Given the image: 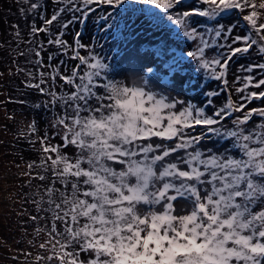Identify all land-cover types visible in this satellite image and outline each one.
Listing matches in <instances>:
<instances>
[{"label":"snow or ice","instance_id":"1","mask_svg":"<svg viewBox=\"0 0 264 264\" xmlns=\"http://www.w3.org/2000/svg\"><path fill=\"white\" fill-rule=\"evenodd\" d=\"M49 2L50 14L46 4L23 0L26 14L41 23L31 21L25 41L33 45V68H17L25 87L47 98L36 107L54 110L52 135H37L35 121L28 125L36 136L30 143L40 147L24 175L41 182L32 203L44 213L30 219L50 225L40 247L51 254L37 259L264 264V107H248L264 102V90L249 91L264 86V62L241 64L246 75L232 85L227 78L237 56L264 58V0ZM230 12L237 19L221 24ZM93 17L99 34L85 43L84 33L71 28ZM138 28L163 40L132 56L124 45ZM46 46L55 52L45 58ZM124 59L136 64L117 71ZM201 79L234 89L239 100L229 95L215 108L220 91L188 97ZM201 94L205 100L193 103Z\"/></svg>","mask_w":264,"mask_h":264},{"label":"trees","instance_id":"2","mask_svg":"<svg viewBox=\"0 0 264 264\" xmlns=\"http://www.w3.org/2000/svg\"><path fill=\"white\" fill-rule=\"evenodd\" d=\"M14 1L0 0V8L2 5L3 7L16 5ZM31 1L41 5L45 2V0ZM211 23L208 26H211ZM17 52L19 49L15 45V48L6 51L7 57L4 54L6 57L4 61H7V67L4 69L7 71L6 77H15L17 84L11 82L5 84L1 71L3 65L0 63V129H8V134L0 139V145L3 146L0 147V151L4 149L3 152L7 157L3 165L8 166L5 173L9 175L10 182H16L9 188L4 187L0 195L2 203L6 204L7 220L10 219L7 221V228H2L3 231L0 233V264H49L47 260L37 259V257H46L51 254L40 247L49 238L46 229L50 225L42 219H30L31 216L44 215L42 212L38 213L35 204L32 203L33 200L39 199V195H34V193L39 191L37 185L41 182L30 179L24 173L28 171L29 163L34 160L38 161L40 147L38 142L35 146L30 143L31 140H36V136L29 133L28 125L32 121L36 122L37 135L43 134L39 129L40 124L45 125L49 128V132L53 133L55 130L50 127V124L54 119V110L48 111L42 107H36L47 98L41 96L36 90L25 87L22 83L27 77L17 71L20 67L17 63ZM49 52L53 51L50 46H46L45 58ZM4 61L0 60V62ZM58 84L60 85V82ZM12 90L14 92H11ZM4 92L5 94L1 95ZM228 123L230 124L231 121ZM21 133L24 135L22 136ZM27 151L30 155L26 154ZM37 229H45V231L37 233ZM51 264H57V262L52 261Z\"/></svg>","mask_w":264,"mask_h":264},{"label":"rangeland","instance_id":"3","mask_svg":"<svg viewBox=\"0 0 264 264\" xmlns=\"http://www.w3.org/2000/svg\"><path fill=\"white\" fill-rule=\"evenodd\" d=\"M16 3V5H9L8 7H3L4 5H2V7L0 8V60L4 61L7 57V53L6 51H8L11 48H15V45L17 46V48L19 49V52H26L28 53V55L26 56H18V65L20 66V68H25V69H32L33 65L31 63H29L30 60H34L35 56L34 53H30L29 50L33 47L32 44L30 43H25V41L30 40L31 37L29 36V31H30V24L31 21L33 19H36V23L37 25H39L41 23V21L39 19H37L36 17H34V15L31 14H26L27 10L29 8V4H25L23 3V0H15L14 1ZM33 2V1H31ZM184 2L186 4L191 3V0H184ZM19 3V4H18ZM47 5V9H48V14L51 13V10L53 9V5L49 2V0H45V2L43 3V5ZM24 9L25 10V14H22L20 9ZM237 19L235 13H227L225 15V18L220 20L221 24L224 25H230L232 24L235 20ZM93 21H94V17L89 19L87 21L86 25H72L71 31L74 33L77 28H79V30L81 32L84 33V42L87 43L88 41V37L89 35H98V31L97 29L93 26ZM210 23V22H209ZM208 23V24H209ZM13 25H18V28H13ZM208 26V25H207ZM210 26V25H209ZM206 25L201 22L198 25L199 30L203 31L205 29ZM240 27L243 28L244 24L241 23ZM16 31H19L20 33V37L17 38L15 36ZM241 35H243L244 33H240ZM66 36L68 39H71V36L69 34L66 33ZM41 38H43V34H41ZM170 39L175 40L177 43H180V39L175 36L172 35L170 37ZM128 40L131 41V43H127L124 45V47L127 48L128 53L132 56H134L135 54V50L136 49H140L141 52L145 51V50H151L154 49L156 42L158 41H162L163 37L162 35L155 33L154 31H146L144 29H139L137 30L136 35L134 36H129ZM52 51L55 52V48L54 46H50ZM173 48H175V45H173ZM108 51V55H115V51H111V50H106ZM175 51L177 53L180 52L179 48H175ZM4 54L6 55V57L4 56ZM83 54V53H82ZM43 55L45 57V51L43 52ZM16 56V54H15ZM125 53L123 51L120 52V57H124ZM63 59L68 61V65L71 66L73 64V62L71 60H68L67 57H63ZM264 62V58L257 56L255 54V52H250L247 57L244 56H237L230 65V69H229V73H228V81H229V85H232L235 76L236 75H246V73H241L238 71V68L241 64H249V63H261ZM3 67L1 69L2 71V77H4V82L7 85L9 82L11 83H15V77H6L7 71H5L4 69L7 67V61L4 62H0ZM55 63V61H54ZM129 63L131 64H136V60L135 59H124L120 65V67L117 68V71H123L124 69H127L129 66ZM258 71V70H257ZM1 75V74H0ZM22 75H25V73H23ZM194 78H195V74L193 73ZM26 76V75H25ZM259 77H264V72H259ZM118 79L122 78L121 77H117ZM18 81V79H17ZM59 82V81H58ZM57 82V83H58ZM161 83L163 84L164 81L162 80ZM17 84V82L15 83ZM59 85V84H58ZM62 87V85H59ZM237 87L240 86L239 84L236 85ZM224 85L220 82L217 81H213L210 79H201V88L197 89L196 91H192V92H188L187 96L188 97H193V96H197L198 92H206V91H220V95L218 97H213L214 100V106L215 108H219L221 107L225 101L227 100L229 95H232L233 99L235 100H239V96L241 94L235 93L234 89H232L231 93H227L223 91ZM264 90V86H262L261 89H255V88H250L249 91H261ZM1 91V89H0ZM11 92H14V90H12ZM4 93H2L1 95H4ZM175 94V93H173ZM205 97L201 94L198 96V99L193 100V103H197L199 104L200 101H204ZM249 108H257V107H264V102H262L261 100H254L251 104L248 105ZM212 109L210 108L209 111H211ZM235 115H239V113H236ZM1 118V116H0ZM259 117H255L254 118V122H258L259 121ZM6 127V126H5ZM39 129L44 133H48L49 135H52L51 132H49V128H46L45 125L40 124ZM7 130L8 129H0V139L2 138V136L7 135ZM42 134V135H43ZM59 142L58 137H56L55 140H53V143H57ZM0 147H3L0 145ZM5 151L4 149H2V151H0V161L2 163H0V195L1 193L4 191V187L7 186V188H9L11 185L15 184L16 182H10L9 179V175L5 173L6 167L8 166H3L6 163V155L4 154ZM27 155H30V152H26ZM4 159V160H3ZM3 200H1L0 198V233H2L3 229L2 228H7L8 226V222L10 221L7 220L6 217V204L2 203ZM6 218V219H5ZM6 225V226H5Z\"/></svg>","mask_w":264,"mask_h":264}]
</instances>
